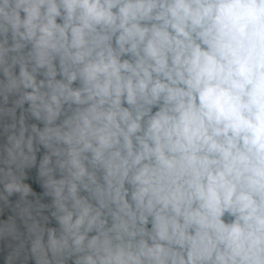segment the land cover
<instances>
[{
	"label": "clouds",
	"instance_id": "clouds-1",
	"mask_svg": "<svg viewBox=\"0 0 264 264\" xmlns=\"http://www.w3.org/2000/svg\"><path fill=\"white\" fill-rule=\"evenodd\" d=\"M0 264H264V0H0Z\"/></svg>",
	"mask_w": 264,
	"mask_h": 264
}]
</instances>
